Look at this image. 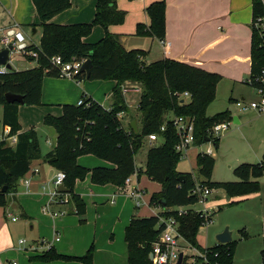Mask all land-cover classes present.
<instances>
[{
    "label": "trees",
    "instance_id": "trees-1",
    "mask_svg": "<svg viewBox=\"0 0 264 264\" xmlns=\"http://www.w3.org/2000/svg\"><path fill=\"white\" fill-rule=\"evenodd\" d=\"M41 28L39 46H29L36 51L37 59L29 58L37 66L33 69L15 71L10 69L0 74V106H2V125L9 126L12 135H16L14 147L0 143V207H5L9 194L15 192L18 180L28 173L34 160L42 159L58 171L64 172L66 179L63 187L69 196L74 212L83 222L84 203L73 192L77 180L82 181L90 174V181L95 185L112 184L122 187L126 178L137 172L161 184V190L150 197L151 205L165 207L159 216L164 218L174 215L169 208L185 207L198 203L199 197L192 194L196 179L190 173L177 171L176 165L180 155L175 151L178 138L170 117L182 116L193 120L194 145L200 146L207 140L206 132L216 123L231 120L228 111L207 117L205 111L215 98V90L220 76L199 68L171 59H163L146 64L142 50H125L117 35L108 32L113 25L124 22L125 12L116 6L117 0H96L94 18L87 24L56 25L50 20L70 7V0H31ZM252 18L264 17L262 0H252ZM145 12L150 20L148 30L137 25L136 35L164 38L165 2L151 3ZM94 26H100L105 34L96 43H84ZM264 40L252 29L250 45L249 75L259 74L264 68V48L259 44ZM59 56L63 62L85 58L90 61L89 76L85 73L78 76V81L113 80L112 104L109 109L82 95L85 105H64L62 115L53 117L45 115L43 123L56 132L54 148L41 155L36 132L33 128L20 132L18 124V103L5 102L8 93L22 96V106H40L42 80L44 77L58 78L57 70L51 66L50 58ZM136 82L141 87L137 104L140 114V128L137 132L129 126L124 128L117 118L119 113H127L121 85L124 81ZM187 92L188 102L181 103L178 94ZM87 104V106H86ZM164 125L165 130L160 131ZM155 134L159 145H153L146 153L143 170L137 169L134 158L141 149L143 140ZM218 138L214 140L217 146ZM91 155L113 165L112 168L98 167L91 170L77 164V159ZM196 168L204 179L198 181L208 188L223 189L229 198L247 196L259 190L257 179L262 176L263 164H241L234 172L238 182L213 183L210 176L214 160L207 155L197 154ZM181 176L184 179L181 180ZM6 188L2 193L1 189ZM237 202H229L231 206ZM161 206V205H160ZM219 210V209H217ZM179 232L185 240L198 250H202L197 241L201 219L197 213H188L176 218ZM161 225L158 217L132 218L125 230V241L128 249V264H151L149 254L152 244L160 234ZM235 242L216 244L208 250L211 261L220 264H232ZM213 254H217L216 257ZM33 261L50 262L53 260H74L83 264H92V247L81 257H63L48 249L42 255L31 258Z\"/></svg>",
    "mask_w": 264,
    "mask_h": 264
},
{
    "label": "crops",
    "instance_id": "crops-1",
    "mask_svg": "<svg viewBox=\"0 0 264 264\" xmlns=\"http://www.w3.org/2000/svg\"><path fill=\"white\" fill-rule=\"evenodd\" d=\"M119 1H116V6L125 12L124 22L110 26L108 32L119 37L120 44L125 50L144 51L146 54L143 61L146 64L171 59L217 74L220 78L232 83L242 81L249 74L253 21L252 0H164L165 29L162 40L147 35H136L137 25L148 30L150 20L145 9L151 3L161 0H135L131 8H129L131 3L128 2L129 0L124 4ZM262 2L264 4V0ZM95 4L96 0H70V7L53 17L50 23L62 26L90 23L95 14ZM27 5H32L35 10L31 0H0V18H2L0 36L5 29L16 24L28 39L29 46H39L42 31L35 11L32 19L28 14L22 15L19 12V9L22 11ZM14 7L16 10L13 14ZM30 20H32L31 37L24 32ZM104 34L101 27L95 26L90 35L82 41L90 44L96 43L103 38ZM36 66L35 62L34 65L27 63L26 68L15 71L33 69ZM88 82L45 77L42 82L41 102L51 106L59 105L61 111L57 112L59 115L54 112L45 115L61 116L62 107L74 105L82 95L90 97L96 103L101 102L103 105H105L104 102H109V106L100 105L105 109L110 108L115 82L113 80ZM127 94L123 97L128 107L127 113H129L132 105L127 101ZM130 99H133L132 96ZM237 119L239 123V118ZM137 120L138 118L134 121L139 129L140 125ZM45 131L46 144L49 148L40 149L42 156L54 148L57 137L55 130L54 132L50 129ZM146 153L145 158L142 157L139 161L143 167ZM196 156L197 153H195V159ZM134 162L137 169L143 170L142 166L138 167L135 158ZM77 164L89 170L98 167L109 169L113 167L109 162L91 155L79 157ZM30 167L38 168V174L26 173L21 177L17 182L15 192L9 194L14 195L16 201H12L8 206L0 207V264H83L74 260L50 262L31 260L33 257L42 255L49 247L53 248L55 253L70 258L81 257L92 247V264H128L125 230L130 220L134 217H158L163 211L160 205H151L150 198L147 202L145 198L148 194L144 189L142 200L144 197L146 202L143 201L144 204L141 207L147 208L150 214L140 215L141 207L136 208L132 199L127 196V191L133 188V178L129 186L123 184L122 187H116L112 184H92L90 174H87L84 180H77L73 188V192L80 197L85 207L83 222H80L70 199L64 204H57L55 200L50 199L51 181L58 170L42 159L32 161ZM140 176H137V183ZM24 179L29 180L28 187L22 183ZM257 181L259 184L257 192L247 196L234 198L227 196V198L231 199L229 202H237L231 206L251 202L248 213L252 215L254 223L260 226V232L256 234V237L258 236L256 250L258 263L255 262V264H260L259 255L262 257L264 240V173ZM42 187L45 189L43 190ZM67 197L69 198L68 195ZM11 206H15L17 216L12 212L11 214L7 212V207ZM252 225L245 224L242 229L243 235L237 240L233 239L231 233L232 241L235 242L232 264L249 263L248 256L239 255V242L247 238L246 229H250ZM221 229L217 228L215 236L221 232ZM20 239H25L27 244L19 245ZM198 244L203 248H209L215 246L217 242L214 237L209 242L205 241L204 244L198 242ZM31 245L33 249H30ZM239 257L242 258L236 263Z\"/></svg>",
    "mask_w": 264,
    "mask_h": 264
},
{
    "label": "rangeland",
    "instance_id": "rangeland-1",
    "mask_svg": "<svg viewBox=\"0 0 264 264\" xmlns=\"http://www.w3.org/2000/svg\"><path fill=\"white\" fill-rule=\"evenodd\" d=\"M127 1L128 0H120L119 3L124 4V2ZM134 1L135 0L128 1L131 2L129 8L132 7L131 5H133ZM15 10L16 9L14 7L13 14L15 13ZM34 11L35 10H33L32 5H27V7H24L22 9V11L21 9H19V12L22 15L28 14L30 19H32ZM1 20L2 18H0V22ZM31 25L32 20H30V24L25 26L24 28V32H27L30 37L32 36ZM38 31L40 33L39 28ZM26 41L29 42L28 39H26ZM10 58V66L13 70H23L27 67V63H31L32 65H34V62L25 59V57L21 54L12 53ZM248 75H246L245 79L248 77ZM243 81L244 79L242 81L232 83L227 79L221 78L216 86L215 98L208 105L205 111L207 117H213L218 113L228 111L232 117L239 118V123L235 124L232 121L229 129L218 138L219 140L217 146H214L213 143H210V145L208 143H204L200 146L191 145L188 150L180 157L176 165L177 171L190 173L196 179V181L203 180L204 178L198 174L195 165V153L198 154L200 152H204L208 147H210L211 149L210 157H212L214 160V166L209 179L210 182H238L239 178L235 174L234 170L241 164H263L264 166V113H258L254 111L242 113L235 107V101L240 100L242 97L245 101L258 99V96L256 95L254 89L249 85L244 84ZM87 82L88 81H83V83ZM91 82L93 81H90L88 83ZM121 86L123 88H128L127 101L132 105L130 112L124 113L120 118L122 126L126 128L127 123H129L131 120H136V118H138L137 121L139 122L140 114L135 105H137L136 101L139 100L141 87L136 82H132L130 80L124 81ZM133 89L138 90V93L129 92ZM131 96L133 99H130ZM102 97H104V95H102ZM185 102H188V100H185ZM98 104L100 105L102 103L99 102ZM104 104L106 106H109V102H104ZM58 111L61 112L59 105L51 106L42 104V102L40 106L20 105L18 107V124L20 132L22 130V132H24L29 130L30 128H33L36 132L40 149L46 150L47 148H49V146L46 144L47 137L45 130L50 129L54 132V129L44 125L43 116H45V114L49 112H54V114L56 113L59 115V113H57ZM1 120L2 107L0 106V133L2 126ZM50 141L53 142L51 139ZM159 144H161L160 140L153 142V145L155 146ZM149 147L150 144L148 138H145V140H143L141 149L135 156V161L138 167L142 166L139 161L142 157L145 158V153ZM133 180V188H137L142 194H144V189L147 191L146 194H148V196L147 198H145L147 202L149 201V198L153 193H157L161 189L160 183L149 179L143 174L139 177L138 183L136 181V178H133ZM210 189L211 194L206 197L204 204L196 203L191 207L194 210H201L204 208V206L214 207V210L211 211V213H213L211 216V223L203 225L199 228L197 241L201 244H204L205 241L209 242L211 239H214L215 234L217 233V228H222L221 232L225 229H228L232 233L233 239L237 240L243 235V226H245V224H253L250 229H246L247 238L244 240H242L243 238H241L242 241L239 242V255L248 256V258H250L248 264H255V262L258 263L256 254L258 236L256 237V234L260 232V226L258 227L257 224L254 223L251 218L252 215L248 213L251 208V202L241 203L235 206L228 207L226 204L231 199L227 198V194L225 193V191L223 189L216 188ZM145 199L143 197L144 202H146ZM14 207L15 206L7 207V212L10 214L12 212L13 215L17 216V212L16 210H14ZM148 214H150V211L147 208H140V215L147 216ZM259 256L260 264H263V258L261 257V255ZM241 258L242 257H239V260L237 259L236 263L240 262Z\"/></svg>",
    "mask_w": 264,
    "mask_h": 264
},
{
    "label": "built area",
    "instance_id": "built-area-1",
    "mask_svg": "<svg viewBox=\"0 0 264 264\" xmlns=\"http://www.w3.org/2000/svg\"><path fill=\"white\" fill-rule=\"evenodd\" d=\"M252 29L256 31L260 37L264 31V17H257L252 21ZM31 46V45H30ZM10 47L9 50V63L11 62V54L17 53L24 56L26 59L33 58L37 59L38 54L36 51L29 49V44L26 41V38L22 31L19 29L18 25H13L5 29L0 36V50ZM259 47L264 48V40L259 44ZM87 60L85 58L81 59H72L70 62H63L59 56H54L50 58V64L58 72V78L72 80L75 82L78 81V76L82 71V67ZM9 70L5 66H0V74H6ZM244 84L252 87L258 96L257 100L245 101L244 98L235 101V107L242 113L254 111L258 113H264V68H262L259 74L248 75L244 79ZM121 91L124 94L128 93V88H123L121 86ZM129 92H138V90L133 89ZM178 97L183 100L189 99V94L187 92L178 94ZM77 106L85 105L84 98H80L76 102ZM87 106V104H86ZM109 109V108H108ZM124 113H119L117 118L120 120L121 116ZM231 115V114H230ZM175 132L178 138L177 144L175 145V151L180 155V157L185 153L191 145H194V129H193V120L188 117L175 116L170 118ZM121 121V120H120ZM233 119L216 123L209 127L206 132L207 140L205 143H213L215 139L219 138L223 133H225ZM165 126L160 127V131H164ZM149 142L157 141L155 134H151L148 137ZM0 143H5L7 147H14L17 143L16 135H12L10 132L9 126H3L0 133ZM202 155H211L210 147L206 151L200 152ZM38 168H29L28 173L30 175L38 174ZM132 178L137 179V172L133 173L131 176L125 179L124 185L129 186ZM66 179L64 172L58 171L51 181L52 189L49 191V196L51 200H55L57 204H64L68 201L67 195L60 193L58 188L63 186V182ZM22 183L28 187L29 180L24 179ZM44 190L45 187H42ZM192 194H195L199 197L198 203L204 204L206 197L211 194V189L202 186L196 181V185L192 191ZM142 193L137 188H131L127 191V196L132 199L136 208H140L144 203L142 200ZM193 205L185 207H174L169 208L168 211L172 212L174 215H170L167 218L163 216H158L159 225H161L160 234L157 239L152 244V249L150 255H152L151 264H220L218 262L211 261V252L209 248H203L198 250L195 247L191 246L185 238L179 232V224L176 218L184 217L188 213H197L201 219L200 227L211 223V216L213 213L214 207L204 206L201 210L192 209ZM10 216V214H8ZM15 220V218H12ZM199 227V228H200ZM58 240V238H56ZM19 245H26L27 242L25 239H20L18 241ZM49 247L48 249H50ZM30 249H33L31 245ZM181 255V260L179 261V256ZM214 257L217 254H213ZM262 258L264 264V240H263V249H262ZM15 264V263H12Z\"/></svg>",
    "mask_w": 264,
    "mask_h": 264
},
{
    "label": "water",
    "instance_id": "water-1",
    "mask_svg": "<svg viewBox=\"0 0 264 264\" xmlns=\"http://www.w3.org/2000/svg\"><path fill=\"white\" fill-rule=\"evenodd\" d=\"M9 50H11L10 47L0 50V66H5L8 70L11 69V66L9 63ZM90 66H91L90 61H86L82 67V71H84L86 78H88V76H89ZM5 102H7L9 104L18 103L19 105H23L22 96L17 95V94H12V93H8L5 95ZM181 103H183V100H181ZM232 119H233V122L235 124L238 123L237 117H232ZM129 128L134 132L138 131L136 122L134 120L130 121ZM180 178H181V180H183L184 176H181ZM58 191L60 193H65L66 189H64L63 186H60L58 188ZM1 192L5 193L6 188L5 187L2 188ZM12 201H16L15 196L14 195H8L6 205L7 206L10 205V203ZM159 203H160L162 208L165 207V201L164 200H160ZM215 241L217 242V244H227V243L231 242L232 241L231 232L228 229H225L224 231L218 233L215 236ZM151 259H152V255L149 254V260L151 261ZM180 260H181V255L179 256L178 262H180Z\"/></svg>",
    "mask_w": 264,
    "mask_h": 264
}]
</instances>
